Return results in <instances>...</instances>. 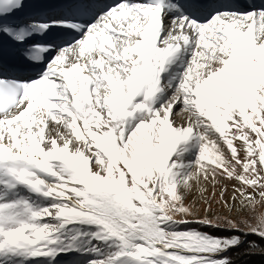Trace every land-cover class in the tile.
<instances>
[{"label":"snow or ice","instance_id":"1","mask_svg":"<svg viewBox=\"0 0 264 264\" xmlns=\"http://www.w3.org/2000/svg\"><path fill=\"white\" fill-rule=\"evenodd\" d=\"M28 8L0 0V51L17 57H0V264L264 254L244 239L264 240V0ZM209 185L236 219L209 215Z\"/></svg>","mask_w":264,"mask_h":264},{"label":"rangeland","instance_id":"2","mask_svg":"<svg viewBox=\"0 0 264 264\" xmlns=\"http://www.w3.org/2000/svg\"><path fill=\"white\" fill-rule=\"evenodd\" d=\"M178 110V109H177ZM179 117H177V120L179 121ZM227 183L228 186V191L225 193V199H230L231 195H232V188H233V184L235 183L234 181L232 182H225ZM219 190H220V185H217L215 191H216V195L213 197L212 193H213V188L209 185L207 192L204 194L206 198H210L211 200V212L209 213V215L215 216L217 214L219 215H223V216H227L229 218L232 219H236L238 217V214L236 212H232L229 213L227 211V209H225L222 204L219 202L220 197H219ZM195 204V211H196V218H203L206 214V208L208 207L207 204H205L204 199L201 197H197V196H190L188 198V200L186 201V204L188 205H192ZM257 213H264V207H257L256 209ZM246 214L241 213L239 214V218H243ZM189 219H192V217H189ZM193 228H200V230L202 231H206L209 232L213 235H217V236H226L229 235L228 232L225 231H220L217 229H213V228H204L201 227L199 225L193 224L192 225ZM246 241H254L255 243L261 242L263 240H260L258 237L254 236V235H250L244 238ZM247 245V243L245 244ZM234 250V249H233ZM233 250H231L228 253V256L230 257V259L232 260V264H246L248 261L245 260V258L248 256V254H243L242 256H238L237 253H234ZM250 251V250H249ZM231 252H233L234 254H232ZM235 259H234V258ZM256 256L252 257V259L256 258ZM257 261V260H256Z\"/></svg>","mask_w":264,"mask_h":264},{"label":"trees","instance_id":"3","mask_svg":"<svg viewBox=\"0 0 264 264\" xmlns=\"http://www.w3.org/2000/svg\"><path fill=\"white\" fill-rule=\"evenodd\" d=\"M260 246V248L264 249V240L261 242L256 243ZM234 253H237L238 256H242L243 254H248V256L245 258L248 262L246 264H264V254H261L259 252L257 253H251L249 251L248 244L245 245L244 247L236 248L233 250ZM231 252L232 254H234ZM256 258L252 259V257L256 256ZM234 258V257H233ZM235 259V258H234ZM257 260V261H256Z\"/></svg>","mask_w":264,"mask_h":264},{"label":"bare ground","instance_id":"4","mask_svg":"<svg viewBox=\"0 0 264 264\" xmlns=\"http://www.w3.org/2000/svg\"><path fill=\"white\" fill-rule=\"evenodd\" d=\"M261 3V2H260ZM197 197H199V195H196Z\"/></svg>","mask_w":264,"mask_h":264}]
</instances>
